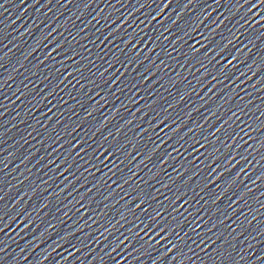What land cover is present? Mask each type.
<instances>
[{"label": "water", "instance_id": "1", "mask_svg": "<svg viewBox=\"0 0 264 264\" xmlns=\"http://www.w3.org/2000/svg\"><path fill=\"white\" fill-rule=\"evenodd\" d=\"M0 264H264V2L121 0L1 100Z\"/></svg>", "mask_w": 264, "mask_h": 264}, {"label": "snow or ice", "instance_id": "2", "mask_svg": "<svg viewBox=\"0 0 264 264\" xmlns=\"http://www.w3.org/2000/svg\"><path fill=\"white\" fill-rule=\"evenodd\" d=\"M261 2H264V0H261ZM169 3H170V0H169ZM257 7L259 6V5H256ZM165 7H167V4L165 5Z\"/></svg>", "mask_w": 264, "mask_h": 264}]
</instances>
